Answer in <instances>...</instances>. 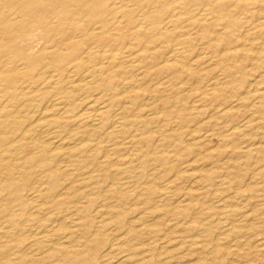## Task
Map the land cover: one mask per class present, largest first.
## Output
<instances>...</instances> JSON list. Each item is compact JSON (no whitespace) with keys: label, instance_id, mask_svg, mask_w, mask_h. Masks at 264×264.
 Returning a JSON list of instances; mask_svg holds the SVG:
<instances>
[{"label":"rangeland","instance_id":"rangeland-1","mask_svg":"<svg viewBox=\"0 0 264 264\" xmlns=\"http://www.w3.org/2000/svg\"><path fill=\"white\" fill-rule=\"evenodd\" d=\"M184 1L172 16L174 0H136L137 24L132 5L87 36L49 27L39 65L0 55L17 120L41 118L18 201L0 169V264H264V0H199L201 15Z\"/></svg>","mask_w":264,"mask_h":264},{"label":"bare ground","instance_id":"bare-ground-1","mask_svg":"<svg viewBox=\"0 0 264 264\" xmlns=\"http://www.w3.org/2000/svg\"><path fill=\"white\" fill-rule=\"evenodd\" d=\"M156 1V0H155ZM196 3H193V2ZM199 0H188V2L193 3L192 12L197 13V15H201V7ZM241 1V0H237ZM152 2V1H151ZM171 2V1H170ZM177 4H179L175 8V14L172 16H177V12L182 9V5L185 4L184 0H174ZM127 3V4H126ZM187 3V2H186ZM234 3V2H233ZM120 4V5H119ZM122 4V5H121ZM166 4V3H165ZM228 4V3H227ZM133 5V9L131 14L134 15L130 19L131 24L136 23V0H0V55H12L14 57H19L24 60H32L36 65H39L40 62V52L45 48L41 47L42 39H45V33L49 31V27H61V31L67 25L71 26V28H75L78 30H82L85 32V36L89 33L92 34L94 28H107L110 24L113 25L115 23H119L120 19L117 16L118 12H121L122 9L131 7ZM164 6V3H163ZM211 6V5H210ZM233 6V4H232ZM207 7V6H206ZM205 8V7H204ZM129 9V8H128ZM161 9V8H160ZM164 11V10H163ZM177 13V14H176ZM191 13V12H190ZM184 14V13H183ZM186 14V13H185ZM163 15V14H162ZM204 16V15H203ZM122 18V17H121ZM150 18V17H149ZM199 18H197L198 20ZM208 19V18H207ZM211 20V19H210ZM159 21V20H158ZM200 21V20H199ZM202 21V20H201ZM200 21V22H201ZM113 23V24H112ZM248 23V22H247ZM137 24V23H136ZM246 24V23H245ZM145 25V24H144ZM184 25V24H183ZM44 26L43 35L36 34V29ZM98 26V27H97ZM135 26V25H134ZM137 25L136 27H138ZM182 26V25H181ZM165 27V26H164ZM169 27V25H168ZM231 28V27H230ZM242 28V27H241ZM171 29V28H170ZM202 29V28H201ZM204 29V28H203ZM98 30V29H97ZM165 31V30H164ZM163 31V32H164ZM89 32V33H88ZM172 32V31H171ZM74 33V32H73ZM140 33V32H139ZM192 33V32H191ZM241 33V32H240ZM95 34V33H93ZM100 34V33H99ZM144 34V33H143ZM185 36V32L183 33ZM133 35V34H132ZM148 35V34H147ZM195 35V34H194ZM116 36V35H115ZM119 36V35H118ZM144 36V35H143ZM141 37V36H140ZM168 37V36H167ZM74 38L72 34H70L67 39L70 40ZM118 40V39H117ZM155 40V39H154ZM160 40V39H159ZM109 41V40H108ZM183 42V41H182ZM212 42V41H211ZM21 43H25L24 46H21ZM72 41L69 43V45ZM156 43V42H155ZM167 43V42H166ZM189 43V42H188ZM173 44V43H172ZM109 46V45H108ZM135 46V45H134ZM71 47L76 49V45L72 43ZM107 47V46H106ZM54 48V47H53ZM146 48V47H145ZM174 49V48H173ZM172 49V50H173ZM181 50V49H180ZM146 51V50H145ZM174 52V51H172ZM71 53H74L72 51ZM87 53V52H86ZM171 53V52H170ZM169 53V54H170ZM71 56L73 54H70ZM101 55V54H100ZM182 55V54H181ZM49 56V55H48ZM59 56H68L63 54H59ZM77 58H80L79 53L74 54ZM129 57V56H128ZM76 58V59H77ZM83 58V57H82ZM126 58V57H125ZM181 58V56H180ZM185 58V57H184ZM49 59V58H48ZM85 59V58H84ZM107 59V58H106ZM110 60V59H109ZM119 60V58H118ZM104 61V60H103ZM165 62V60H164ZM163 62V63H164ZM95 63V62H94ZM8 63L0 62V81L5 83L6 88V96L11 100L12 108L10 107L9 115L3 116V121H0L1 126L5 128L7 132L2 133L0 136V169L6 170L8 173V178L5 180L3 185H6V189L10 191V195L12 196L14 201H18L21 195V190L24 187V184L21 182L22 179H18L15 177L17 173L21 175V173H25L28 170L34 168L36 163H33V160L36 162L39 161L37 156L35 157H25L22 155L23 148L20 147V144L23 140H26V136L29 134H33L34 132H39L40 127V117L36 118L33 125H27L25 127L24 121H19L17 118L20 115V110L18 107L23 106L21 103L18 104L20 100V94L18 95L17 90L19 89L16 81L11 76H6V72H8ZM101 64V63H100ZM106 64V63H105ZM165 64V63H164ZM190 64V63H189ZM10 65V64H9ZM71 65V64H70ZM91 65V64H90ZM163 65V64H162ZM193 65V64H191ZM99 66V64L97 65ZM188 66V65H187ZM19 67V66H18ZM33 67V66H32ZM58 68V67H57ZM35 69V68H34ZM40 69V68H39ZM92 69V68H90ZM19 68H12L10 71H18ZM178 70V69H177ZM70 72V71H69ZM76 73V72H75ZM93 73V72H92ZM176 73V72H175ZM15 74V73H14ZM24 74V73H23ZM180 75V74H179ZM52 78V77H51ZM57 78V77H56ZM198 78V77H197ZM86 79V78H85ZM19 80V79H18ZM47 80V79H46ZM88 80V79H87ZM127 80V79H126ZM99 81V80H98ZM47 82V81H46ZM80 83V82H79ZM161 83V82H160ZM39 84V83H38ZM83 84V83H82ZM2 84H0L1 86ZM51 85V84H50ZM123 85V84H122ZM214 85V84H213ZM22 86V85H21ZM36 86V85H35ZM50 89V88H49ZM48 89V90H49ZM65 89V87L63 88ZM40 88L34 90H27L26 94L34 93L36 96L40 94ZM256 92L262 90V88L254 89ZM128 92V91H127ZM150 92V91H149ZM1 93V91H0ZM254 93V92H253ZM103 94V92H102ZM31 96V95H30ZM29 96V97H30ZM42 96V95H41ZM36 98V101L40 104V97ZM111 96V95H110ZM28 97V96H27ZM96 100V99H95ZM99 100V99H98ZM93 103V102H92ZM53 104V103H52ZM58 104V103H56ZM106 104V103H105ZM20 105V106H19ZM25 106H29V103H24ZM59 106V104H58ZM88 106V105H87ZM37 109L40 108V105L36 106ZM108 108V107H106ZM7 109L6 105L1 107V111ZM89 110V109H88ZM92 110V109H91ZM97 110V109H95ZM47 111V110H45ZM84 111V110H83ZM100 111V110H99ZM62 112V111H61ZM88 112V111H87ZM82 113V112H81ZM38 114V112H36ZM1 115V112H0ZM55 115V114H54ZM169 115V113H168ZM146 116V115H145ZM95 117V116H94ZM113 117V116H112ZM93 118V117H92ZM20 119V118H19ZM83 122V121H81ZM96 122V121H95ZM118 123V122H117ZM90 124V123H89ZM93 124V123H92ZM154 124V123H153ZM157 124V123H156ZM173 124V123H172ZM65 126V125H64ZM128 126V125H127ZM87 127V126H86ZM91 127V126H90ZM136 128V127H135ZM139 128V127H138ZM2 129V128H1ZM82 129V128H81ZM44 130V129H43ZM160 131V130H159ZM108 132V131H107ZM115 133V132H114ZM129 133V132H128ZM134 133V132H133ZM20 134L18 137L17 135ZM58 134V133H57ZM11 135V136H10ZM56 135V134H54ZM91 135V134H90ZM111 135V134H110ZM69 136V135H68ZM89 136V135H88ZM137 136V135H136ZM139 136V135H138ZM14 137L15 139H12ZM75 137V136H74ZM140 137V136H139ZM138 138V137H136ZM170 138V137H168ZM203 138V137H202ZM81 139V138H80ZM89 139V138H88ZM113 139V138H111ZM31 140V139H30ZM92 140V138H91ZM90 140V141H91ZM110 140V138H109ZM22 141V142H21ZM147 141V139H146ZM41 142V141H40ZM45 143V141L43 140ZM49 142V141H48ZM62 142V141H61ZM93 142V141H92ZM109 142V141H108ZM140 142V141H139ZM137 142V144L139 143ZM142 142V141H141ZM140 142V143H141ZM59 143V142H58ZM132 143V142H131ZM105 144V143H104ZM121 144V143H120ZM119 144V145H120ZM130 144V143H129ZM259 144V143H258ZM51 145V144H50ZM142 145V144H141ZM151 145V143H150ZM48 146V145H47ZM118 146V145H117ZM144 145H142L143 147ZM147 146V144H146ZM33 147V146H32ZM145 147V146H144ZM97 148V147H96ZM59 149V148H58ZM103 149V148H102ZM138 149V148H137ZM142 149V148H140ZM248 149V148H246ZM60 150V149H59ZM245 150V148H244ZM58 151V150H57ZM96 151V150H95ZM112 151V150H111ZM125 151V150H123ZM39 152V151H38ZM105 152V151H104ZM117 152V151H116ZM110 153V152H109ZM82 154V153H81ZM146 155V153H144ZM36 155V153H35ZM129 156V155H128ZM136 156V155H135ZM74 157V156H73ZM83 157V156H82ZM89 157V156H88ZM84 158V157H83ZM87 158V157H86ZM104 158V157H103ZM67 160V159H66ZM130 160V159H129ZM109 162V161H108ZM107 162V163H108ZM91 163V162H90ZM128 163V162H127ZM130 163V162H129ZM77 164V163H76ZM99 164V163H98ZM119 164V163H118ZM94 165V164H93ZM100 165V164H99ZM39 167V164L36 167ZM81 166V165H79ZM117 166V164H116ZM126 166V165H125ZM139 166V165H138ZM89 167V166H87ZM123 167V166H122ZM86 168V167H85ZM132 167H130L131 169ZM107 171V170H106ZM127 171V170H126ZM69 172V171H68ZM109 172V170H108ZM135 172V169L134 171ZM132 172V173H133ZM118 174V173H117ZM126 174V173H125ZM136 174V173H135ZM29 175V174H28ZM28 175H24L23 177H28ZM124 175V174H123ZM100 176V175H99ZM107 176V175H104ZM103 176V177H104ZM119 176V175H118ZM121 176V175H120ZM108 177V176H107ZM117 177V175H116ZM132 177V176H131ZM45 178V177H44ZM102 178V177H101ZM105 178V177H104ZM133 178V177H132ZM3 179V178H2ZM38 179V177H37ZM116 179V178H115ZM122 180V179H121ZM124 181V180H123ZM139 181V180H138ZM80 182V181H79ZM31 183V182H30ZM97 183V182H96ZM39 184V183H38ZM52 187L55 188L57 186V179L52 178ZM95 185V184H94ZM92 185V186H94ZM115 185V184H114ZM23 186V187H22ZM26 187V185H25ZM86 187V186H85ZM84 189V188H83ZM171 189V188H170ZM199 189V188H198ZM119 191V190H118ZM166 191V190H165ZM42 190H34L30 193L35 197L41 198L43 196ZM51 198V197H50ZM120 199V198H118ZM39 200V199H38ZM45 200V199H44ZM2 201V200H1ZM38 202V201H37ZM2 203V202H1ZM47 203V202H46ZM63 203V202H62ZM72 204V203H71ZM12 205V204H11ZM48 205V204H47ZM17 206V205H16ZM90 208V207H89ZM120 208V207H119ZM100 210V209H99ZM20 211V210H19ZM24 211V210H23ZM65 211V210H64ZM98 212V211H97ZM53 213V212H52ZM77 213V212H76ZM43 214V213H42ZM179 214V213H178ZM48 215V214H47ZM114 215V214H113ZM10 218H13L12 214L9 215ZM68 215H66L67 217ZM70 216V215H69ZM46 218V217H45ZM134 218V217H133ZM136 218V217H135ZM47 219V218H46ZM64 220V219H63ZM77 220V219H76ZM82 220V219H81ZM110 220V219H109ZM219 220V219H218ZM117 223L119 224L121 221V216H117ZM107 222V221H105ZM220 222V221H219ZM42 223V222H41ZM62 223V222H61ZM146 223V222H145ZM63 224V223H62ZM67 224V223H66ZM75 224V223H74ZM143 224V223H142ZM71 225V224H70ZM125 225V224H124ZM37 226V225H36ZM35 226V227H36ZM69 226V225H68ZM80 226V225H79ZM77 227V226H75ZM81 227V226H80ZM1 228V227H0ZM4 228V227H3ZM3 228L0 229V235L2 234ZM47 228V227H46ZM49 228V227H48ZM72 228V227H71ZM100 228V227H99ZM98 228V229H99ZM223 230V229H222ZM49 231V230H48ZM83 232V230H81ZM199 231V229H198ZM50 232V231H49ZM78 232V231H77ZM202 232V231H201ZM230 232V231H229ZM106 233V232H105ZM199 233V232H198ZM37 235H41V233H37ZM72 236V235H71ZM69 236V237H71ZM81 236V235H80ZM200 236V235H199ZM45 238L46 236L41 235L39 238ZM59 237V236H58ZM62 237V235H61ZM88 237V236H87ZM203 237V236H202ZM104 238V237H103ZM32 239V238H31ZM124 239V238H123ZM64 240V239H62ZM40 241V240H39ZM74 241V240H73ZM99 241V240H97ZM126 241V240H125ZM133 241V240H132ZM59 242V241H58ZM61 242V241H60ZM75 242V241H74ZM73 242V243H74ZM96 242V241H95ZM71 243V239L68 242ZM123 243V242H122ZM104 244V243H102ZM200 244V243H198ZM71 245V244H70ZM79 246V245H78ZM83 247V246H82ZM130 247V246H129ZM48 248V247H47ZM50 250V249H49ZM57 250V249H56ZM96 251L95 249H92ZM46 252V251H45ZM101 252V251H100ZM64 254V253H63ZM69 254V253H68ZM26 256V255H25ZM28 256V255H27ZM133 256V255H132ZM30 257V256H29ZM127 257V256H126ZM94 255L87 256L85 258H81L78 255H72L69 259L73 264H87L92 261ZM125 259V258H124ZM123 260V259H122ZM38 261V260H37ZM121 262V261H120ZM36 263V262H35ZM109 263V262H108ZM118 263V262H117ZM40 264V263H39Z\"/></svg>","mask_w":264,"mask_h":264}]
</instances>
